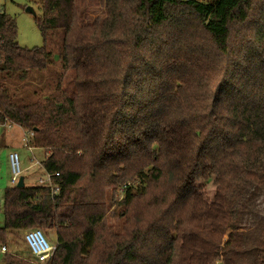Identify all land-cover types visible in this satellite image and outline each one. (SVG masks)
Returning a JSON list of instances; mask_svg holds the SVG:
<instances>
[{
  "label": "trees",
  "instance_id": "trees-1",
  "mask_svg": "<svg viewBox=\"0 0 264 264\" xmlns=\"http://www.w3.org/2000/svg\"><path fill=\"white\" fill-rule=\"evenodd\" d=\"M37 3L32 49L0 11V125L30 132L59 192L7 187L0 243L42 229L50 264H264V217L247 225L264 187V0H101L95 17L97 0ZM60 40L68 88L20 94L46 84ZM121 186L114 227L106 189Z\"/></svg>",
  "mask_w": 264,
  "mask_h": 264
},
{
  "label": "rangeland",
  "instance_id": "rangeland-1",
  "mask_svg": "<svg viewBox=\"0 0 264 264\" xmlns=\"http://www.w3.org/2000/svg\"><path fill=\"white\" fill-rule=\"evenodd\" d=\"M38 0H0V9H2L6 14L15 19L17 24V42L18 45L24 48L32 49L34 47L43 46V37L36 24L35 19L42 16V9L40 4L37 3ZM97 5L94 8L93 16L95 14H102L103 5L101 0H97ZM30 8L34 11L35 15L27 12ZM62 41L60 40L57 44L52 47V59L54 66L50 71L44 73V86L36 82V79L32 81V85L29 84L27 88H24L21 84L19 85L20 94L22 89H26L25 92H29L33 95L37 92V96L50 97L52 93V87L55 86V82L62 77L61 88L64 90L68 88L67 78L68 75L66 71L62 69ZM38 77V76H37ZM48 83V84H47ZM18 88V86H17ZM10 126V127H9ZM30 132L20 127L18 124L6 120L3 125H0V199L2 201L3 193L7 184L10 185L11 178V168L9 164L8 155L13 147L15 152L20 155V163L23 169V177L27 186H39L37 180L40 176H43L44 171L43 166H34L35 161L42 162L46 159L45 151L41 149H35L33 147L29 150ZM28 163V164H27ZM11 186V185H10ZM107 200L105 205L107 207L106 213V224L113 225L114 227H119L121 220L119 217V211L121 210L120 202L123 199V187H110L106 189ZM3 202L1 204V207ZM0 207V228L4 226V218L2 208ZM251 215L247 218V225L253 223V221L259 217H264V187H262L259 192L255 195L252 207L248 209ZM42 230V229H41ZM27 231V230H26ZM47 240L55 244L57 243V235L53 232H45ZM247 236L243 245L241 253H239V258L243 263H247L250 257V250L253 246V239L255 235L254 227H246ZM25 231H19L14 233L6 234L4 237L3 244L8 247L9 254L6 256L14 255L26 259L27 261L33 262L34 257L31 255L27 245L24 242ZM5 255L0 254V264H4ZM220 264V262H218Z\"/></svg>",
  "mask_w": 264,
  "mask_h": 264
},
{
  "label": "built area",
  "instance_id": "built-area-1",
  "mask_svg": "<svg viewBox=\"0 0 264 264\" xmlns=\"http://www.w3.org/2000/svg\"><path fill=\"white\" fill-rule=\"evenodd\" d=\"M2 9H0L1 11ZM10 127V126H9ZM29 150L30 146H25ZM9 164L11 168V178L10 185L17 186L21 177H23V169L20 163V155L17 152H11L8 156ZM34 166L42 167V163L35 161ZM58 176V174L56 175ZM54 175H51L44 171V175L39 177L37 180L38 185L48 187L52 194H57L59 192L58 185L54 182ZM2 201L0 199V207ZM24 242L27 245L31 255L34 257V261L37 264H50V260L56 250L57 243H50L45 233L40 229H31L27 230L24 233ZM0 254L6 255L9 254L8 247L0 243Z\"/></svg>",
  "mask_w": 264,
  "mask_h": 264
},
{
  "label": "water",
  "instance_id": "water-1",
  "mask_svg": "<svg viewBox=\"0 0 264 264\" xmlns=\"http://www.w3.org/2000/svg\"><path fill=\"white\" fill-rule=\"evenodd\" d=\"M27 12H29V13L35 15L34 11H33L32 9H30V8L27 9ZM17 187H18V188H22V187H24V177H21V178H20Z\"/></svg>",
  "mask_w": 264,
  "mask_h": 264
},
{
  "label": "crops",
  "instance_id": "crops-1",
  "mask_svg": "<svg viewBox=\"0 0 264 264\" xmlns=\"http://www.w3.org/2000/svg\"><path fill=\"white\" fill-rule=\"evenodd\" d=\"M14 151H16V150H14V148L12 147L11 150H10V152H9V154H10L11 152H14ZM8 156H9V155H8ZM41 163H42V162H41ZM27 164H28V163H27ZM42 170H43V169H42ZM43 171H44V170H43ZM43 175H44V174H43ZM40 177H41V176H40ZM7 185H8L7 187H10L9 184H7ZM24 186H27V185H26V182H25V178H24ZM7 187H6V188H7ZM12 255H13V254H12Z\"/></svg>",
  "mask_w": 264,
  "mask_h": 264
}]
</instances>
